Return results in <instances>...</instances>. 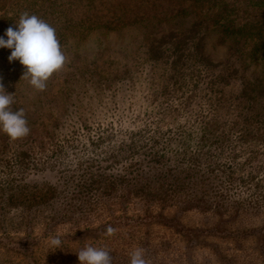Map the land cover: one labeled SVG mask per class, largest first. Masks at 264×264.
I'll return each mask as SVG.
<instances>
[{
    "label": "trees",
    "instance_id": "16d2710c",
    "mask_svg": "<svg viewBox=\"0 0 264 264\" xmlns=\"http://www.w3.org/2000/svg\"><path fill=\"white\" fill-rule=\"evenodd\" d=\"M36 3L38 10L48 3L49 9L64 11L62 15H67L70 24L66 10L73 5L71 0H61L58 5L57 0ZM27 10L29 14L36 12L33 6ZM205 12L194 28L171 32L149 45L138 73L128 68L111 77H98L106 84L127 86L128 91L141 75L146 80L151 76L155 89L148 99L157 110L144 113L146 127H154L146 128V134L145 129L139 130L112 145L103 136L90 134L93 126L85 118L82 132L87 131L88 143L81 156L58 146L36 161L31 155L25 156V149L12 148L10 152V138L0 136V231L4 229L0 237L10 234L13 227L19 231L21 228L16 225L28 224L29 228H24L27 238L23 240H29L32 221L38 215L48 224L75 223L108 207L112 218L131 222L125 231H119L117 240L122 233L140 238L120 242L129 244L120 255H112L114 264H130L131 253L136 249L133 244L144 250L147 264H198L190 249L204 230L167 225L176 219L163 221L164 227L172 229L171 234L182 231L187 241L183 242L186 255L168 252L165 241L154 243L151 223L145 222L143 232L136 230L134 218L125 211L126 204L136 201L142 211L146 205L147 211L160 205L157 219L165 218L164 208L168 205L175 206L177 212L212 211L222 224H240L236 232L229 230L236 239L234 244L242 234H250L259 246V250L253 247L252 252L258 251L264 258V90H255L247 80L243 62L249 40L238 41L232 57L225 62H214L208 57L202 40L216 11ZM237 25L241 29L247 26L241 20ZM54 28L61 31L59 26ZM160 77L162 84L157 83ZM114 91L119 94L116 86ZM65 108L69 116L74 114L75 110ZM113 205L122 207L123 213L117 215ZM153 222L161 225L158 220ZM109 225L116 226L113 222ZM108 226L102 225L101 234L106 233ZM121 226L118 224L117 228ZM31 246L27 242L8 248L24 252ZM154 252L162 255L159 262L153 257ZM231 256L221 259L226 264H252L240 261L238 254ZM255 259L259 261L258 257Z\"/></svg>",
    "mask_w": 264,
    "mask_h": 264
},
{
    "label": "rangeland",
    "instance_id": "374dc122",
    "mask_svg": "<svg viewBox=\"0 0 264 264\" xmlns=\"http://www.w3.org/2000/svg\"><path fill=\"white\" fill-rule=\"evenodd\" d=\"M36 2L38 0H0V36L5 39L6 29L9 26L15 28L20 15L30 13L27 10L29 6L36 8L32 14L51 26H63L56 34L67 60L64 67L49 78L43 91L36 90L27 79L21 78L25 66L19 60L9 61L11 49L0 48V83L7 92L13 93L12 109H24L30 128L26 137L16 140L2 131L0 136L10 138V152L12 148L25 149V156L31 155L33 161L43 158L58 146L64 151L68 149L74 152L76 157L81 156L88 143L87 131L82 132L86 120L93 126L90 134L96 137L101 135L112 145L127 140L139 130L145 129L146 134V128H154L152 124L146 127L148 121L144 114L157 110L156 105L148 99L155 89L150 75L148 80L141 75L138 82L129 85L128 91L127 86L118 87L115 82L106 84L98 77H111L128 68H132L134 74L138 73L137 68L143 65L144 50L149 45L171 32L180 33L194 28L193 25L201 20L206 10L216 11L211 15L212 21L207 23L208 31L202 40L208 57L214 62H225L232 57L238 41L249 40L243 62L247 80L255 90H264V0H71L73 5L66 10L71 18L70 24L66 21L67 15H62L64 11L56 7H53V11L48 8V3L38 10ZM57 2L58 5L61 0ZM239 20L247 26L239 28ZM162 82L160 77L157 83ZM114 86L119 90L117 95ZM65 106L71 111L75 110L74 114L72 112L73 115L69 116ZM113 208L117 215L123 213L119 205H113ZM125 209L128 216L134 218L133 224L138 232L146 230L145 222L151 223L149 230L154 243L165 241L168 252L180 251V254L186 255L183 242L187 241L182 231L171 234L172 229L164 227L163 221L176 219L167 223L175 228L177 224H182L186 229L202 228L203 235L196 237L198 243H193L190 249L193 260L198 264H226L221 258L232 257L234 253L241 256L240 261L264 264L263 256L258 251L252 252L253 247L259 250V246L252 241L253 237L242 234V239L234 244L236 239L229 230L236 232L240 224H222L212 211L203 213L190 209L177 212L175 206L168 205L164 208L165 218L157 219L160 205L150 207L149 211L146 205L142 211L136 201H131ZM91 216L75 223L51 221L48 224L45 218L38 215L32 221L30 229L33 234L29 240H23L27 238L24 228H29V225H16L21 228L19 231L13 227L10 234L0 237V264H80L77 251L86 245L107 248L111 255L116 252L120 255L129 244L121 245L120 242L140 239L133 234L122 233L117 240L119 231H125L131 222L112 218L108 207H102ZM155 220L161 225L155 224ZM109 222L116 224L113 227L116 232L107 237L106 233L101 234L100 228L102 225L108 226ZM118 224L122 225L121 229L117 228ZM53 238L61 240V248L55 249L51 245ZM27 242L32 243L29 251L8 248ZM170 244L172 246L169 248ZM133 247L138 248V244H133ZM159 256L162 255L154 252L153 257L158 262ZM256 257L259 261H256Z\"/></svg>",
    "mask_w": 264,
    "mask_h": 264
},
{
    "label": "clouds",
    "instance_id": "9594fccd",
    "mask_svg": "<svg viewBox=\"0 0 264 264\" xmlns=\"http://www.w3.org/2000/svg\"><path fill=\"white\" fill-rule=\"evenodd\" d=\"M16 27L9 26L4 36H0V48L11 49L9 61L19 60L25 66L21 78L28 80L31 86L38 91L46 89V82L55 73L60 71L66 63L56 29L35 14L24 12L20 15ZM13 93L5 90L0 83V131L11 139L26 137L30 133L28 121L23 108L13 110ZM116 229L108 226L106 234L114 235ZM51 245L61 248V240L53 238ZM80 264H113L110 249L86 245L77 251ZM130 264H147L144 250L136 248L130 256Z\"/></svg>",
    "mask_w": 264,
    "mask_h": 264
}]
</instances>
